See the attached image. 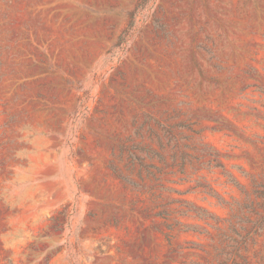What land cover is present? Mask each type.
I'll return each mask as SVG.
<instances>
[{"label": "rangeland", "instance_id": "1", "mask_svg": "<svg viewBox=\"0 0 264 264\" xmlns=\"http://www.w3.org/2000/svg\"><path fill=\"white\" fill-rule=\"evenodd\" d=\"M0 264H264V0H0Z\"/></svg>", "mask_w": 264, "mask_h": 264}]
</instances>
